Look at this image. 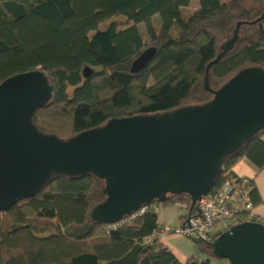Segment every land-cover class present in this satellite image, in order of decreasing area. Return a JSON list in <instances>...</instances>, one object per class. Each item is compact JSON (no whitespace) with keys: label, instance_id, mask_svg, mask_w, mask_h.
<instances>
[{"label":"trees","instance_id":"1","mask_svg":"<svg viewBox=\"0 0 264 264\" xmlns=\"http://www.w3.org/2000/svg\"><path fill=\"white\" fill-rule=\"evenodd\" d=\"M185 8L191 11L184 14ZM115 17L124 21L99 29ZM238 21L246 23L239 26L234 47L208 69L211 90L244 68H264V0H0V83L16 73L42 70L54 92L45 107L34 111L33 123L41 133L66 140L111 118L161 114L209 101L212 92L203 85L206 66ZM150 46L155 55L132 73V60ZM85 66L92 69L87 78ZM262 135L264 129L223 160L211 190L233 174L241 158L264 168ZM103 186L90 174L59 175L36 196L0 211V264H105L136 244L141 245L137 264H182L162 242L143 241L158 226L153 204L188 211V195H173L116 223L98 224L89 212L103 201ZM193 242L198 251L228 262L207 242ZM198 264H210L209 259Z\"/></svg>","mask_w":264,"mask_h":264},{"label":"water","instance_id":"2","mask_svg":"<svg viewBox=\"0 0 264 264\" xmlns=\"http://www.w3.org/2000/svg\"><path fill=\"white\" fill-rule=\"evenodd\" d=\"M232 36L205 69L203 85L212 98L170 112L115 117L63 140L43 134L32 120L53 97L54 88L40 69L16 73L0 83V211L36 196L56 176L93 175L103 181V201L90 219L112 224L142 207L170 196L190 197L188 215L212 188L223 160L264 129V68H244L216 90L208 69L230 51ZM156 48L143 50L130 64L138 73ZM92 69L83 68L89 77ZM228 264H264V224L244 221L207 242ZM140 244L105 264H137ZM193 264V263H191Z\"/></svg>","mask_w":264,"mask_h":264},{"label":"built area","instance_id":"3","mask_svg":"<svg viewBox=\"0 0 264 264\" xmlns=\"http://www.w3.org/2000/svg\"><path fill=\"white\" fill-rule=\"evenodd\" d=\"M253 190L252 178L231 173L217 189H210L201 197L195 214L187 213L186 217L174 226L158 225L143 242H161L165 237L173 235L210 242L234 224L244 221L264 224V219L254 211Z\"/></svg>","mask_w":264,"mask_h":264},{"label":"rangeland","instance_id":"4","mask_svg":"<svg viewBox=\"0 0 264 264\" xmlns=\"http://www.w3.org/2000/svg\"><path fill=\"white\" fill-rule=\"evenodd\" d=\"M191 9L185 8L183 10L184 14L189 13ZM115 21L117 23H121L124 21L122 17H115L112 19H109L99 25V29L104 30L109 22ZM152 22L154 27L157 29L158 26V19L157 16L152 17ZM138 28L140 29L142 35L145 38V33H144V26L142 24L138 25ZM153 207L156 209L157 212H159L164 206L161 205H156L153 204ZM167 209L164 211V214L160 212L159 218L160 220L162 219V215H165L166 219L169 221H174L175 223L177 222L179 216L181 214L186 213V208L182 207L180 205H169L166 206ZM165 207V208H166ZM168 237V236H167ZM170 249H172L178 257H184L185 258V263L187 264H198V262H201L205 259H209L210 264H223L225 260L217 259L212 256H208L200 251H198L195 247V244L192 239L182 236V235H176L174 237H171L168 241ZM198 261V262H197Z\"/></svg>","mask_w":264,"mask_h":264},{"label":"crops","instance_id":"5","mask_svg":"<svg viewBox=\"0 0 264 264\" xmlns=\"http://www.w3.org/2000/svg\"><path fill=\"white\" fill-rule=\"evenodd\" d=\"M262 139H264V135L261 136ZM232 172L235 175L238 176H246L250 177L253 179V184H254V191L252 192V201L254 204V211L255 213L262 219H264V168L262 169H257L253 164H251L246 158H241L233 167H232ZM164 206L159 212H157L158 217H157V223L158 225L161 224H168L171 226L177 225L181 222V214L175 223L174 221H168L165 217V215H162V219L160 220L159 214L160 212L164 214V211L167 209V207ZM173 236H168L165 237L161 242L164 244L173 254L174 256L178 259L179 262L182 264L185 263V258L184 257H178L175 255L174 251L170 249L168 241L171 237ZM223 264H228V262H224Z\"/></svg>","mask_w":264,"mask_h":264}]
</instances>
